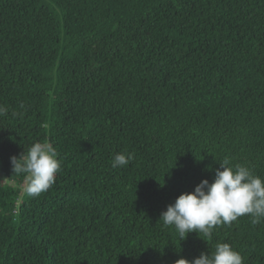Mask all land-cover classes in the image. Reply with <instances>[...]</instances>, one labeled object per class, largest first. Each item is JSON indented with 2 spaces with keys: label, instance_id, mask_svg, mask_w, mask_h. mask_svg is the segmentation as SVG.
I'll use <instances>...</instances> for the list:
<instances>
[{
  "label": "trees",
  "instance_id": "obj_1",
  "mask_svg": "<svg viewBox=\"0 0 264 264\" xmlns=\"http://www.w3.org/2000/svg\"><path fill=\"white\" fill-rule=\"evenodd\" d=\"M0 105V264H264V220H159L225 158L264 179V0H0ZM35 142L61 170L30 197Z\"/></svg>",
  "mask_w": 264,
  "mask_h": 264
},
{
  "label": "clouds",
  "instance_id": "obj_2",
  "mask_svg": "<svg viewBox=\"0 0 264 264\" xmlns=\"http://www.w3.org/2000/svg\"><path fill=\"white\" fill-rule=\"evenodd\" d=\"M6 112L7 109L0 105V115ZM133 158L131 153H117L112 167L126 166ZM11 161L15 172L27 174L26 192L30 197L46 192L61 170L53 146L41 142L33 143L26 155L14 156ZM244 215L250 216L254 225L264 220V179L251 168L231 165L225 158L215 170L211 183L204 179L193 192L180 194L161 213L159 220L164 226H174L182 239L191 232L211 238L216 226L230 225ZM175 264H244V260L230 244L217 243L213 252H201L191 261L180 258Z\"/></svg>",
  "mask_w": 264,
  "mask_h": 264
},
{
  "label": "rangeland",
  "instance_id": "obj_3",
  "mask_svg": "<svg viewBox=\"0 0 264 264\" xmlns=\"http://www.w3.org/2000/svg\"><path fill=\"white\" fill-rule=\"evenodd\" d=\"M23 187V186H22Z\"/></svg>",
  "mask_w": 264,
  "mask_h": 264
}]
</instances>
